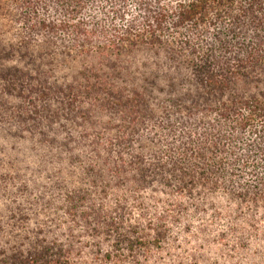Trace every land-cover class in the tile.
<instances>
[{
    "label": "trees",
    "instance_id": "trees-1",
    "mask_svg": "<svg viewBox=\"0 0 264 264\" xmlns=\"http://www.w3.org/2000/svg\"><path fill=\"white\" fill-rule=\"evenodd\" d=\"M0 166V264H256L264 0H0Z\"/></svg>",
    "mask_w": 264,
    "mask_h": 264
},
{
    "label": "rangeland",
    "instance_id": "rangeland-1",
    "mask_svg": "<svg viewBox=\"0 0 264 264\" xmlns=\"http://www.w3.org/2000/svg\"><path fill=\"white\" fill-rule=\"evenodd\" d=\"M18 164V163H17ZM1 165H4L3 163H1ZM2 167L3 166H0V177H1V175H3V174H1L2 172H1V170H2ZM18 168H19V165L17 166ZM13 173L14 174H12V176H11V178H14V179H16V177H17V175H21V172H19V171H17V170H15V171H13ZM17 173V174H16ZM0 194L1 195H3L4 196V199H7V200H9V195H8V191H9V189H10V187L12 186V187H15L13 190L15 191L16 190V188L17 187H19V182H3V181H1L0 182ZM6 186V189L4 188ZM14 191H13V193H14ZM18 194H22V190H20V193H18ZM19 195V196H20ZM264 223V222H263ZM262 228H264V224H263V226H262ZM257 254V255H256ZM255 255L256 256H258V260H257V262H256V264H264V242H263V244L262 245H259L258 246V248L257 249H255V248H252L251 249V251L250 252H248V256L249 257H255Z\"/></svg>",
    "mask_w": 264,
    "mask_h": 264
}]
</instances>
